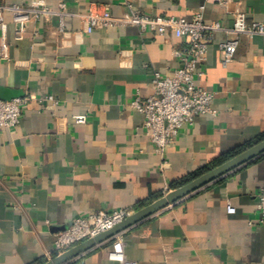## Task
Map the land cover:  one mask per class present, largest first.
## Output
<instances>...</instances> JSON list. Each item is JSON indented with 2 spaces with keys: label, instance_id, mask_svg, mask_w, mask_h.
I'll return each instance as SVG.
<instances>
[{
  "label": "crops",
  "instance_id": "0c3cea01",
  "mask_svg": "<svg viewBox=\"0 0 264 264\" xmlns=\"http://www.w3.org/2000/svg\"><path fill=\"white\" fill-rule=\"evenodd\" d=\"M46 3L53 10L65 3V14L16 22L6 10V34L0 26V48L9 46L8 57L0 49V97H29L20 124L0 130V264H41L53 255L56 233L77 217L144 207L264 133V35H241L225 65L227 35L215 33L196 79L215 93V113L183 126L159 155L131 102L154 93L157 73L179 67L174 50L184 38L130 24L90 33L86 19L92 9L116 19L131 11L191 19L203 6L207 23L232 26L240 11L264 21V0ZM263 184L264 154L120 232L127 257L137 264H264ZM114 241L68 264H120L109 258Z\"/></svg>",
  "mask_w": 264,
  "mask_h": 264
},
{
  "label": "built area",
  "instance_id": "2783aa9c",
  "mask_svg": "<svg viewBox=\"0 0 264 264\" xmlns=\"http://www.w3.org/2000/svg\"><path fill=\"white\" fill-rule=\"evenodd\" d=\"M220 5H226L228 0H216ZM65 3L60 4V10L51 9L46 0H36L29 5L6 4L0 5V26L3 34L7 32V24L3 13L9 10L16 22H25L32 17L42 18L49 14L64 15ZM203 6L191 19L169 16H150L141 12L131 11L120 19H116L107 11L90 10L87 14L88 32L97 27H108L116 24H130L141 31L153 30L160 34L168 31L175 32L184 38L181 47L174 50L180 65L173 74H156L154 79L155 91L148 97L138 94L131 106L144 115V126L148 130L155 152L164 155L167 148L175 141L180 129L192 125L200 115L215 113L212 106L215 93L199 86L197 76L202 73L198 67L206 60L210 43L215 33L222 31L227 38L220 44L222 60L225 65L232 62L240 44L241 35H264V21L249 20L246 12H237L232 26H225L217 21L207 23L203 16ZM2 56L8 57L9 46H1ZM29 97H18L4 100L0 97V130L14 128L21 122L23 106ZM78 122H84V117H76ZM257 208L259 221L264 224V184L258 193ZM230 213L236 209L228 208ZM133 209H115L112 211L93 212L86 216L77 217L65 230L56 233L53 255L62 252L83 240L94 237L120 223ZM51 257V258H52ZM109 258L120 264H137L127 257L124 242L120 235L115 236Z\"/></svg>",
  "mask_w": 264,
  "mask_h": 264
},
{
  "label": "water",
  "instance_id": "95a60500",
  "mask_svg": "<svg viewBox=\"0 0 264 264\" xmlns=\"http://www.w3.org/2000/svg\"><path fill=\"white\" fill-rule=\"evenodd\" d=\"M262 154H264V139L256 142L252 146L246 148L223 163L195 176L185 184L179 187L171 188L148 205L135 210L133 214L129 215L112 228L103 231L94 237H89L64 251L55 254L52 258L47 259L41 264H68L77 257L81 256L83 253H86L103 242L115 237L123 230L178 202L187 195L204 187L206 184L223 177L232 170L252 161ZM66 228H68V226L62 227V230H65Z\"/></svg>",
  "mask_w": 264,
  "mask_h": 264
},
{
  "label": "trees",
  "instance_id": "16d2710c",
  "mask_svg": "<svg viewBox=\"0 0 264 264\" xmlns=\"http://www.w3.org/2000/svg\"><path fill=\"white\" fill-rule=\"evenodd\" d=\"M262 139H264V133L261 134L258 138H256V140H254V141H252V142L246 144L245 146H242V147L236 148V149H234V150L228 152L227 154L222 155L220 158H218L216 161H214V163H212L210 166L204 168L203 170H201L200 172H198L196 175H199V174H201V173H203V172L209 170L210 168H212V167H214V166H216V165H219V164L223 163L224 161H226V160H228L229 158H231V157L237 155L238 153L242 152V151L245 150L246 148L252 146L253 144H255L256 142H258V141H260V140H262ZM189 179H190V178H189ZM189 179H188V178H187V179H180V180L174 182L173 187H174V188H175V187H179V186L185 184ZM142 206H143V205H139V206L136 208V210L140 209ZM42 262H44V261H42ZM42 262H41V263H42Z\"/></svg>",
  "mask_w": 264,
  "mask_h": 264
},
{
  "label": "rangeland",
  "instance_id": "374dc122",
  "mask_svg": "<svg viewBox=\"0 0 264 264\" xmlns=\"http://www.w3.org/2000/svg\"><path fill=\"white\" fill-rule=\"evenodd\" d=\"M55 255V254H54Z\"/></svg>",
  "mask_w": 264,
  "mask_h": 264
}]
</instances>
